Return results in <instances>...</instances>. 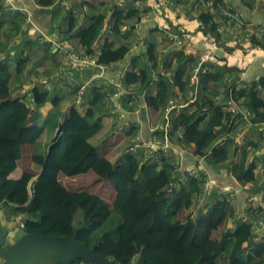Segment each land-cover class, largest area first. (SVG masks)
<instances>
[{"label": "trees", "instance_id": "trees-1", "mask_svg": "<svg viewBox=\"0 0 264 264\" xmlns=\"http://www.w3.org/2000/svg\"><path fill=\"white\" fill-rule=\"evenodd\" d=\"M203 1L211 2L214 10L218 11L217 15L222 17L219 10L224 7L223 0ZM54 2L37 0V5L48 8ZM110 3L115 23L125 25L127 20L129 22L126 29L117 34L123 43L115 46L112 42H104L96 58L99 65L113 66L109 70L112 71L126 65V58L130 56L135 42L134 38L131 39V30L140 22L142 12L134 9L131 4L121 7L120 0H111ZM4 8L8 7L0 1V39L7 26L14 29L11 37L22 35V28L29 22L25 23V16L19 12L10 15ZM124 9L129 10V13H125ZM229 12L236 11L229 6ZM69 16L66 20L72 30L74 19ZM90 20L91 23L77 31L73 37L84 46V53L88 55L92 54V46L103 31L105 13L95 14ZM198 21L201 32L219 44L221 34L212 14L200 13ZM261 37H252L251 43L264 50V36ZM58 44L65 43L61 41ZM16 49L9 43L3 46L0 44V209L7 217L4 218L6 227L11 223L16 230V219L23 216V227L27 232L68 239L75 235L76 240L88 249L106 260H114L116 264H264V239L254 241L255 235L251 228L253 221L240 222L232 230L218 236L208 232V229L215 230L220 226L228 214L226 201L215 196L214 192L208 199L215 201L210 210L208 228L200 218L189 216L184 221L176 218L180 209L189 210L195 206L200 185L196 179L188 176L182 183L181 173L176 174L171 158L160 157L159 163L153 164L143 153H129L116 161L103 177L115 191L111 205L86 191L71 192L58 181V176L64 170L66 176L72 178L88 174L100 163V147L91 142L90 138L99 133L102 116L110 114L105 97L113 89H105L102 93L100 88L95 87L85 116L72 119L69 113H64L57 106L58 101L51 96L48 84L43 87L39 81L31 83L29 79L34 85L30 97L33 98L36 110L48 102L54 106L43 120L42 127L48 133L53 134L56 130L57 133L49 149L47 145L44 147L37 144L31 154L32 168L40 171L36 178L31 171H26L19 179H10L19 158L14 145L27 142V122L33 120L28 116L25 95L17 93L26 57L21 56ZM152 49L149 46L146 52L143 51L148 60L153 59ZM11 51L14 52L13 60L10 59L13 54ZM138 60L137 57L130 58L128 70L120 80L126 88L134 85L137 87L134 91L127 90L123 97L129 107L134 105L136 97L139 104L149 108L157 119V114L173 95L170 78L164 74L153 76L150 66L146 63L141 67ZM186 62V57L178 55L175 74L180 79L181 69ZM204 66L212 69V72L199 73V85L204 91L209 90L208 84L221 80L224 73L229 72V69L216 67L212 63ZM94 72L92 70L91 74ZM178 81L176 84L182 91L190 85V78L182 83ZM151 83L156 88L154 94L147 91ZM258 85L264 86V78L258 83H246L245 88H228L231 91L223 92V100H227L229 95L233 100H242V105L253 115L252 121L263 122L264 99L259 97ZM219 103L202 97L195 103L194 111L180 112L169 132L173 146H182L184 143L186 146L193 145V156L203 158L209 164L221 165L227 162L225 148L218 145L220 141H226L239 115L222 111ZM58 118H61L60 122ZM155 135L163 140L161 132ZM261 164L264 167V158ZM256 165L255 161L246 164L243 158L228 167L231 175L240 183H251L255 181ZM78 210L82 212V219L75 222L74 216ZM248 211L254 217L261 212L260 209ZM190 238L195 240L193 246L189 245ZM250 246L251 255H248L246 248ZM75 263L87 264L83 261Z\"/></svg>", "mask_w": 264, "mask_h": 264}, {"label": "crops", "instance_id": "crops-1", "mask_svg": "<svg viewBox=\"0 0 264 264\" xmlns=\"http://www.w3.org/2000/svg\"><path fill=\"white\" fill-rule=\"evenodd\" d=\"M10 1L16 8L22 10V15L25 16V23L29 22L26 27L24 26L22 28V35L19 34L11 37L12 33L8 31L12 29V27L7 26L0 39L1 46L5 44L8 45L9 43L14 48L18 49L21 56L26 57V63L19 76L20 82L17 84L18 87L27 85L33 87L34 85L29 82L31 77L35 80H47V89L51 92V96L57 99V106H59L64 113H69L71 116H84L86 114L90 102L92 101V93L95 87L99 88L101 86H106L105 88L107 89H114L117 83H121L120 80L123 78L126 70H128V61H130V58L132 59L134 57L139 59L138 65L141 67L147 63L150 66L153 76L156 74L166 75L170 78L169 83H172V76L175 77V82L179 79L178 82L181 83L187 78H190V85L185 86L184 91L180 90L177 84L171 85L173 93L172 98L176 99L178 102L177 104L183 107L181 112L187 107H189L188 109H194L195 103L202 97H209L214 100L219 93L220 82H222L221 80H223L224 76L221 80L208 84V91H204L199 85V65L202 58L210 52V45L207 44L206 40H203L205 35L201 32L200 22L198 21L200 13L205 12L212 14L214 21L218 24V31L221 34V41L219 44L214 40L216 48L210 54L211 63L219 68H235L236 71L229 69L228 73H224V75L229 76L232 81L241 79L245 84H251L258 83L260 79L264 78V50H249L245 56L248 59L246 61L243 58L238 60L236 54L235 58H231L230 55L234 48L233 42L227 38V32H223L219 23V16L217 15L218 11L214 10L210 5L211 2L199 0L202 7L198 13H193L190 8V0H169L174 3V6H162L160 9L155 8L160 0H148L147 10L149 11L150 17L148 19L141 18L140 22L136 25L135 33H131V39L134 38V44H136V46L131 47L130 56L126 58V65H119V67L121 66L119 69L107 71L103 78L93 79L91 81L92 85L90 86V80L94 75L91 74L92 70L88 68L85 69V67L70 65L67 61V57L60 54L53 44L40 41L39 32L49 37L52 41L54 39L57 43L62 41L68 45L71 51L81 54L84 53V46L73 38L75 33L82 28H86L91 23L90 19L93 15L105 13L103 31L92 46L91 55L97 58L103 49L104 42H112L115 46L123 43V40L121 41L117 34L120 32L122 33L129 24L128 20L125 22V25L115 23L110 8L111 0H55L54 5L48 8H40L37 5V0ZM223 1L228 2L229 6L234 8L236 12L238 11L246 21L255 25L264 26V8L258 7L256 9H251L248 5L244 6L243 0ZM180 4H184L185 7L180 9L178 7ZM90 6L92 9H90ZM4 9L7 10V13L9 11L8 14L10 15L16 13L10 11L8 8ZM124 12L129 13V10L126 11L124 9ZM68 16L74 19V28L72 30L68 27V20H66ZM179 32L190 35V39L193 37V49H189L187 52V49H184L185 45L182 46V49H179L174 47L172 43L167 40V34ZM136 39L138 41L137 43ZM149 46L153 48L152 60L146 59L145 53L143 52H146ZM182 52L194 55L187 58V62L181 69L183 71L182 78L180 79L175 72L178 55ZM236 52L239 53V51ZM13 57L14 52L10 59L13 60ZM136 87L137 85L127 87L125 93L127 90L134 91ZM257 90H259V97L264 99V86ZM147 91H149L150 94H154L155 86L154 89H152V86H149ZM123 102V116L120 120L118 119L119 123L115 126L118 127L119 124L127 125L128 127L132 126V140L134 138V142L137 141V143L148 142L151 138L152 128L156 123L161 121L162 116L159 120H156V115H153L150 109L145 107L142 103H134L132 107H129V104L125 101ZM24 103L29 109L30 114L28 113V116H31V119H33L27 122V139L29 140V144L36 146L37 144H42V140H46V142L50 141L49 146L47 144V149H49L57 130L53 132V134L48 133L42 127V122L53 110L54 106L52 102L46 103L39 110H36L32 100L26 96L24 97ZM241 106H243V108L245 107L244 105ZM144 110L145 112H143ZM99 114H101V110ZM157 116H159V114H157ZM60 121L61 118H58V122ZM100 124L102 126L99 133L91 137L90 141L100 147L99 156L101 157L102 149L111 142V139L103 134L106 132L108 133L109 130H115L117 127L113 126V124H115L114 118L109 115H103ZM257 124H262V127L264 121H252L251 125H248L242 115L238 116L237 120L234 122V129L227 136V141H224L223 148H225L228 155V161L221 165L214 164L213 166L204 159L194 157L192 154L193 145L184 147L181 145L175 146L178 153H181L180 171H184L193 166L201 168L210 178L215 196L226 201L228 214L224 222L215 229L217 231H229L240 222H254L256 220L257 216L254 217L253 214L248 211L249 209L247 207L253 198L258 199L260 193L264 191V170H255L254 182L240 183L231 175L229 167L234 163H238L243 158L246 164L252 161L258 164L264 158V144L262 143V133L264 131L262 133L259 132V127L256 126ZM19 148V145H14L17 155ZM135 152L136 151H134L133 154H135ZM17 161L18 166L10 175V179H18L21 175L17 177L18 172L22 170L20 169L21 165L19 164V158ZM26 171H30V169L24 172ZM231 199L234 200V203L231 202ZM208 208L209 207H201L195 204V206L189 210L182 209L181 214L182 217H184V215L191 216L193 215V211H195L199 213L198 217L203 222L206 218L205 214L208 212L207 217L209 223L211 211ZM184 220H186L185 217L183 218V221ZM19 221L22 225L21 218ZM10 228H12L11 225ZM14 228L15 227L12 229ZM257 236L259 239L254 240L255 242L264 239V228L257 233ZM12 242V239H9L8 243L11 244ZM248 248L251 250V246ZM246 253L251 255L247 250Z\"/></svg>", "mask_w": 264, "mask_h": 264}, {"label": "built area", "instance_id": "built-area-1", "mask_svg": "<svg viewBox=\"0 0 264 264\" xmlns=\"http://www.w3.org/2000/svg\"><path fill=\"white\" fill-rule=\"evenodd\" d=\"M3 6H7L10 11L12 12H19L23 13L21 9L16 8L10 0H0ZM203 1V0H200ZM199 0H190L191 5L190 8L193 13H198L200 8L202 7V4L200 3ZM147 2L148 0H120V6L124 7L125 4H131L132 7L140 12H142L141 18L147 19V15L149 14V11L147 10ZM212 6V4H210ZM222 5L224 7H220L219 13L222 17H219L220 21L219 23L221 24V28L223 29V32L226 31L227 35H231L233 38L238 39L242 44L248 45L250 44V40L252 37H261L264 36V28L255 24H252L248 21H246L242 16H239L237 13H231L229 12V6L226 1H222ZM162 6H174V3L169 0H160L155 8L160 9ZM180 9L184 8V4H180L178 6ZM148 12V13H147ZM137 25V24H136ZM136 25L133 27L131 30V33H135L136 30ZM126 29V28H125ZM124 29V30H125ZM40 34V41L44 42H50L53 44L57 51H59L60 54H63L67 57V61L70 65L77 66V67H85L88 69H95L93 78L90 80L89 85L91 86V81L93 79H100L103 78L105 72L113 69V66H104V65H99L96 61H92L89 58L88 55L86 54H78L69 49V47L66 44H56L54 41H52L49 37L44 35L43 33L39 32ZM187 39H190V35H187L186 33H174V34H167L166 38L170 43H178V46L182 44L181 39L185 37ZM185 38V39H186ZM206 40L207 44L210 45V52L209 54H206L204 58H202L200 62V71L202 73L205 72H212V69L208 66H204L207 63L211 64V58L210 54L211 51L215 50V44L214 40L210 37L205 35L204 39ZM136 39V43H137ZM136 46V44H133L132 47ZM260 49V48H258ZM261 50V49H260ZM31 83L35 81H39L42 83L43 87H46L48 84L47 80L43 79H38L35 80L34 78H30ZM240 80L237 81H232L230 78L227 79L224 77L223 80V86H224V91L229 90L228 88H234V89H240V88H245L246 84L243 82L242 86L238 88ZM154 83V82H153ZM151 83L150 86H154V84ZM88 85V83H87ZM125 90L124 87L120 85H116L114 88V91L106 93L105 101H107V107L109 109V113L112 111L117 114L118 119L122 117V112H123V101H121V97L119 96L120 90ZM261 86L259 85L257 89H260ZM223 91V92H224ZM231 91V89L229 90ZM23 92V91H22ZM101 92H105L104 90H101ZM225 97V94L220 93L214 98L215 102H220V106L222 111L236 114V115H242V117L247 121L248 125H251L253 115L251 112L242 105V100L236 101L231 98L229 95V98L227 100H223ZM134 103H138V99L135 97ZM113 108V109H112ZM180 108L182 106H177L172 100L168 101V104L163 107V115L161 118V121L159 123H156L153 127L152 134H151V142L145 147L144 151L146 153L145 158L148 159L151 163L153 164H158L160 157H165V158H171V162L175 166V172L176 174L178 173H186V176L192 177L196 179L200 185V193L198 195V199L200 203L207 202L208 199L210 198L211 194L213 193L212 190V184L211 182L208 181V178L206 177L204 171L201 168H198L196 166L189 167L184 171H180V163H177V159L180 158L181 153L175 149V146L170 141L169 138V132L172 127L171 123V117L172 113L180 114ZM262 124H257L256 126L259 127V132L264 131V125L261 127ZM161 132L163 135V140L160 139V137H157L155 134ZM263 139L262 143L264 144V132L262 133ZM178 137H180V134H178ZM220 146L224 145V141L219 142ZM136 148L134 146L130 147L129 151L132 152ZM176 162V163H175ZM261 162L257 164V169L258 170H264V167L261 166ZM181 173V174H182ZM225 195V194H224ZM231 202L234 203V200L231 199ZM248 209H255V210H261V212L258 214L256 220L252 222V232L254 233L255 240L259 239L257 236V233H259L263 228H264V191L260 193V195L257 198H253L250 203L248 204ZM0 212L2 213V210L0 209ZM7 219V217H4ZM20 219H16V224L20 225ZM73 264H80V263H73Z\"/></svg>", "mask_w": 264, "mask_h": 264}, {"label": "rangeland", "instance_id": "rangeland-1", "mask_svg": "<svg viewBox=\"0 0 264 264\" xmlns=\"http://www.w3.org/2000/svg\"><path fill=\"white\" fill-rule=\"evenodd\" d=\"M243 3H244V6L245 5H248V6L251 7V9H254V8L256 9L258 7L264 8L263 7L264 6V1H262V0L261 1L260 0H243ZM247 3H249V4H247ZM235 13H237L239 16H242L238 11L235 12ZM147 17L149 18L150 17V14L147 15ZM22 27H23V25H22ZM261 27L264 28V26H261ZM8 32L9 33H13L14 32V29L12 28ZM224 32H226V31H224ZM185 38H186V36L181 39V41H180V42H182L181 45L178 46V43L177 42L176 43H173L172 45L174 47H176V48H179V49H182V46L185 45L184 49L186 48L187 49V52H188L189 49H193L194 39H193V37H191V39H187V38L185 39ZM227 38H229L233 42V45H234L232 54L230 55L231 58H235V54H236L238 60H240V59L243 58L246 61L248 59L245 56L247 55L246 53H248L249 50H252V49H257L258 50V48H260L259 46L254 45L252 43H250L248 45H244L238 39L233 38L231 35H229ZM250 42H251V40H250ZM236 51H239V53H237ZM187 52L186 53L184 52L186 55L182 52L181 53L182 54V57L188 58V57L194 55V54H188ZM211 53H212V51H211ZM83 54H85V53H83ZM86 55H88V54H86ZM88 56H89L88 59H90L92 61H96V58H94L91 54H89ZM228 68L231 69L230 67H228ZM92 70L95 71V69H92ZM155 72H157V71H155ZM226 73H228V72H225V74ZM224 77L227 78V79L230 78L229 76H225V75H224ZM174 78L175 77H173L171 79L172 80V83H170V85L176 84V82L174 81ZM223 80H224V78H223ZM223 80H221L222 82H220V89H219V92L220 93H223V91H224ZM120 84L124 87V89H126V87L124 86L123 83H117L116 85H120ZM242 84H243V81L240 79L239 84H238V88H240L242 86ZM116 85H115V87H116ZM105 87L106 86H104V87L101 86L99 88L101 90H105V89L106 90H109V89H107ZM152 89H154V86H152ZM118 90H120V89L118 88ZM155 90H156V88H155ZM32 91H33V88L31 86H29V85L17 87V93H18V95H21V96H24L25 95V96H29L30 97L32 95ZM112 91H114V89ZM120 93L121 94L119 96L121 97V101H125V98L123 97L125 95L124 90H120ZM207 98H209V97H207ZM30 99L33 102V98L30 97ZM169 100H172L177 106H179L177 104L178 102L176 101V99H174V98L171 97V98L168 99V101ZM168 101L165 103V105L168 104ZM184 101H186V100H184ZM198 101H200V99ZM165 105H164V107H165ZM182 108H180V112H181V109ZM188 108L189 107L185 108L184 111H183V113H188V112L194 111V109H188ZM107 109H108V107H107ZM143 112H145V110ZM158 114H159V116H157L158 118L156 120H159V118L163 115V111H161ZM78 116L79 117H84L85 115L84 116L78 115ZM109 116H112L114 118L115 124H113V126H115L117 123H119L118 122V116H117L116 113H114V112L111 111L110 114H109ZM122 116H123V114H122ZM76 117L77 116L72 115V119H75ZM177 117H178V114L172 113L171 123L174 122V120H176ZM120 119H121V117L119 118V120ZM115 127H117V126H115ZM117 128H115V130H109L108 133L106 132V133L103 134V135H107V137H109L111 139V142L109 143L108 146H106L104 149H102V152H101L102 159L100 160V163L93 170H91L86 175H81V176L72 177V178L67 177L66 176V172H65L66 170H64L58 176V181L62 185H64L68 190H70L71 192H85L86 191V192H89L91 194H94L96 196L101 197L103 200H105L107 203H109V205H111L112 202H113V200H114V197H115V191H114V188L103 178L105 176L106 172L110 169L111 165H113L116 161L123 159L125 157L124 155H127L129 153H132L133 154L134 151H136L134 155L140 154V153H143L144 155H146L144 149L151 142V140H149L148 142H145V143H137V141L134 142L135 141L134 138L132 140V135H133V130H132L133 127L132 126H129L128 127L127 125H120L119 124ZM103 130L105 131V128L104 127H103ZM152 130H153V128H152ZM152 130H151V132H152ZM135 134H136V132H135ZM226 141H227V139H226ZM41 143H42L41 145H43L45 147V145H47V144L49 146L50 141H47L46 142V140H42ZM133 143H134V147L136 149L134 151L130 152L129 149H130V147L132 146ZM182 146L183 147L186 146L185 143L182 144ZM223 146L218 145V147H220V148L223 147ZM19 147L20 148H19L18 156L20 155L19 156V160H20L19 161V164L21 165L20 166V169H22L21 170L22 173L21 172H18L17 177L20 174H21L20 175V177H21L22 174L25 173L24 172L25 170L30 169V171L32 172V174L36 178L39 175V172L40 171L39 170H35L34 168H32V162H31V153L34 151V148L36 146L30 145L29 144V140L27 139V142L25 144H19ZM201 159H203V158H201ZM177 163L178 164L180 163V158L177 159ZM212 165L214 166V164H212ZM23 166H24V168H23ZM204 173H205L206 177L208 178V181L211 182L210 181V178L207 175V173L205 171H204ZM186 177L187 176H186V173L185 172H183L180 175V180H181L182 183L184 182V180H185ZM35 178H33L32 180H34ZM30 184H31V181H30ZM30 184L28 186V189H30ZM28 191H30V190H28ZM196 204L198 206H201V207H209L208 209L211 210V207H212V205L215 204V201L213 199H211V201H208L206 203L205 202L200 203L199 202V199H198L196 201ZM181 210L182 209H180L177 212V214H176V218L179 221H183V218L184 217L186 219L187 218H190V217H192V218H199L198 217L199 213H197L195 211H193V215H191L190 217L188 215L187 216L184 215V217H182ZM207 213L208 212H206V214H205V217L206 218L203 220V223H204L203 225H205L206 228L209 227ZM3 214L4 213H1L2 220H3V222H5V220H4V217L5 216ZM17 219H20V218H17ZM74 219H75V222H77L78 220H81L82 219V212L80 210H78L75 213ZM21 223H22V225L21 224L20 225L19 224L18 225L16 224V225L19 226V227L20 226L23 227V216L21 217ZM4 224L6 225V222ZM7 227H8V232L10 234L9 235V238H8V242H9V239H11V236H13L12 241L15 242L19 237H21L23 235L20 232V230H15V229L10 228V225H8ZM208 232L213 233L214 235H217L218 236L221 233L226 232V231L220 232V231H217V230H211V228H210V229H208ZM8 242L5 244V246H7L9 244ZM194 243H195V240L193 238H190L189 245L190 246H193ZM247 251L249 253H251V250L249 248H247ZM219 264H223V262H219Z\"/></svg>", "mask_w": 264, "mask_h": 264}, {"label": "water", "instance_id": "water-1", "mask_svg": "<svg viewBox=\"0 0 264 264\" xmlns=\"http://www.w3.org/2000/svg\"><path fill=\"white\" fill-rule=\"evenodd\" d=\"M231 69L236 71L235 68ZM16 230L23 235L5 246L9 232L0 212V259L4 260V264H73L76 261L116 264L114 260H106L88 249L76 240L75 235L68 239L29 233L22 226H17Z\"/></svg>", "mask_w": 264, "mask_h": 264}, {"label": "bare ground", "instance_id": "bare-ground-1", "mask_svg": "<svg viewBox=\"0 0 264 264\" xmlns=\"http://www.w3.org/2000/svg\"><path fill=\"white\" fill-rule=\"evenodd\" d=\"M1 261H0V264H4V260L3 259H0Z\"/></svg>", "mask_w": 264, "mask_h": 264}, {"label": "clouds", "instance_id": "clouds-1", "mask_svg": "<svg viewBox=\"0 0 264 264\" xmlns=\"http://www.w3.org/2000/svg\"><path fill=\"white\" fill-rule=\"evenodd\" d=\"M3 212V211H2Z\"/></svg>", "mask_w": 264, "mask_h": 264}]
</instances>
